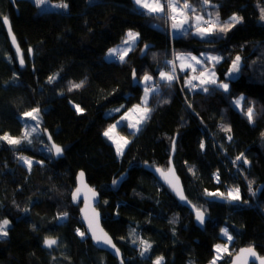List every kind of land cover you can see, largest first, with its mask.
Returning <instances> with one entry per match:
<instances>
[{"label":"trees","instance_id":"1","mask_svg":"<svg viewBox=\"0 0 264 264\" xmlns=\"http://www.w3.org/2000/svg\"><path fill=\"white\" fill-rule=\"evenodd\" d=\"M51 1L68 7L40 12L30 0H15V6L0 0V136L21 137L20 117L41 109L40 126L28 138L30 143L0 141V221H10L8 235L0 237V264H119L92 245L79 219L80 206L71 204L78 170L99 191L102 225L122 251L124 264H153L158 256L163 264H207L214 246L226 241L219 233L222 227L234 238L228 245L231 254L252 246L264 255V0H211L210 9L219 12L221 22L233 13L243 22L227 33L204 37L191 31L174 36L166 14L149 15L135 0ZM189 1L196 10L204 8L201 0ZM5 16L23 53V68L10 45ZM130 29L140 36L125 61L103 59ZM144 44L151 47L140 57ZM208 51L223 57L215 64L219 79H226L236 55L242 57L230 92L213 90L212 85L207 93L186 87L184 77L190 71L178 68L179 79L171 87L159 79L161 71L171 70L168 62L176 53ZM133 70L138 79L152 75L148 86L158 83L159 89L149 95L152 111L139 131L119 126L130 142L117 155L103 133L141 104L145 86L140 79L133 85ZM80 81L81 88L69 91L71 83ZM238 94L254 107L253 123L234 106ZM77 104L82 113L76 111ZM109 108L119 111L105 113ZM229 125L230 133L222 130ZM44 129L62 146V158H53ZM175 137L174 166L187 198L208 215L203 229L144 168H167ZM241 153L249 163H233ZM22 156L33 161L30 169ZM232 187L240 188L241 200L235 204L204 198L206 191ZM46 238H56L57 244L46 247ZM140 241L152 246L144 256ZM231 256L224 255L217 264H227Z\"/></svg>","mask_w":264,"mask_h":264},{"label":"snow or ice","instance_id":"2","mask_svg":"<svg viewBox=\"0 0 264 264\" xmlns=\"http://www.w3.org/2000/svg\"><path fill=\"white\" fill-rule=\"evenodd\" d=\"M37 4H43L44 0H36ZM135 3L139 5L141 8L145 9L147 11V14L153 15V14H166L168 16V19L172 21L171 27L174 30H183L187 31L185 29V25L191 24L192 27L196 30V35L199 36H210L215 34H224L230 31L235 25L243 22V17L238 16L237 14L233 13L228 20L221 22L220 20V14L217 11L215 13V17L213 18L212 14H209L208 19H205L203 15H194L191 17V19L185 14L189 9L195 13L196 9L192 8V6L185 0L183 5L179 4V0H135ZM203 3L205 5H208L211 3V0H203ZM62 8H67L68 5L66 3H62L60 5ZM182 17V18H181ZM260 19L264 21V8L261 9V15ZM3 23L5 25H8L9 33H11V26L8 18L5 16L3 17ZM140 33L135 32L133 30H128L125 38L122 40V45H124V49L121 50L120 48H111L108 50L107 55L109 57H117L120 62L125 61V57L128 55L130 51H132V46L136 43V41L139 39ZM12 42L13 44H16V38L13 35L12 36ZM148 46L145 45V48ZM31 54V49L28 50ZM16 52L19 57V63L23 66L25 61L23 58V53L21 49L19 48V45L16 46ZM205 54L201 53L200 57L193 56L191 53H176L174 56V59L172 61H169L168 63L171 65L170 71H161L159 74V79L162 81H165L167 83V86L171 87V84L173 81H176L179 79V76L176 74V68H177V61H180V70L184 71L185 69H190L192 72H199L198 75H193L190 78L185 80V85L190 86L192 89L201 88L203 92L207 93L209 92V85L215 86L213 90H219L222 89L224 92H230L229 83H226L224 81H220L215 73V64L219 63L223 57L217 56V55H207L206 59H201V57H204ZM241 60L242 57L240 55H236L234 59H232L231 66L228 70V73L226 74L229 78H235L236 74H238L241 71ZM208 62L213 63V67L211 69L207 67H201L199 70L197 69L196 65H206ZM56 76H50L48 78L49 82L51 83L53 80H55ZM133 78L137 79L135 71H133ZM142 80V82L145 84L144 88V95L141 98V104L134 105L132 109H129L128 112L125 113L124 116L121 117V120L117 122V124L110 125L109 128L103 133L105 137H107L109 140H112L116 144V151L117 155H122L124 147L130 142L126 137H120L119 140H116L114 138V130L116 129L118 124H121L123 121H129V123L126 125L127 127L134 129L135 131L140 130V126L145 123L149 118L152 109L148 107V97L153 92L158 91L159 84L157 83L154 86H148V82L153 80V77L147 73L143 75V77L139 78ZM194 81H199V83H194ZM84 84V81H80L79 83H71V87L69 88V91L72 89L81 88ZM233 104L240 108L243 114L247 117L249 123L254 122V116H255V110L253 106H249L251 102L247 101V98L241 94L239 95L234 101ZM76 111L78 113H82L84 111L83 108L80 107V105H75ZM115 111H119V109H115ZM40 112L41 109L39 107L31 109V111H27L23 113V116L26 118H30L34 121H39L40 119ZM131 112H137L139 113V118L136 119L134 122H132V117L129 115ZM36 128L25 129L23 135L21 137H12L5 133L4 135L0 136V141H6L9 145H19L22 140H26L29 143L31 142L28 140L29 136L32 132H35ZM222 130L225 132H231V126H222ZM135 133H133L134 135ZM229 140L232 139V136L229 135L227 137ZM49 139L51 140V136H49ZM205 147L204 143L201 142L200 148L203 150ZM54 150V154L56 156H60L63 154V148L59 145H56L55 143L52 144L49 151ZM175 150V141L173 140V151ZM21 160L24 161V163L29 167V169L32 167L33 161L30 158L27 157H20ZM243 161V163L247 164L249 161L244 156L243 153H241L239 156L236 157V160L233 161V163H236V161ZM42 163V162H38ZM190 171L192 169H189ZM156 172L160 174V176L165 180L166 183L169 184L170 187L173 188L174 191H176L177 195L182 201H187V198L184 196L183 189L179 187L178 185V177H175V170L171 166L167 169V171H164L163 169L156 168ZM84 172L81 171L79 173V180L81 183H83L84 178ZM174 177L176 183L173 182V179H170L169 177ZM215 179L219 182L220 175L217 172L214 174ZM117 181L113 180V184H116ZM251 181L249 182V191H252L251 189ZM82 189L80 187H77L76 190L73 192L72 199L73 201H78L81 196ZM89 192H92L93 197L96 196V193L93 189L89 188ZM206 194L209 196H218L221 198H224L230 202L232 201H239L241 200L240 195V188L234 187L230 188L228 192L225 194L223 192H211L208 193L206 191ZM255 193L253 192V195ZM85 199V208L81 209L82 213H84V219L87 221V231L91 232L92 238L97 243H103L105 245L110 246L111 248L115 249L116 254L119 255L120 250L116 248V245L113 243L111 237L108 236L107 233L103 231V229L99 228L98 224V217L99 214L95 213L93 210V215L90 217L86 211V209L89 207V204L87 203V197ZM188 203H191L190 201H187ZM196 212V219L197 221L203 225L205 222V211H202L200 208H197L195 205H192ZM68 214L62 213L60 214V218L66 217ZM10 221L7 219H4L3 221H0V237L7 236L8 230L7 226L9 225ZM77 233L81 236H85V232L81 231L79 228L76 230ZM221 234L223 237L226 238L227 242H231L234 238L229 233V230L227 228L221 229ZM135 243V241H134ZM44 244L46 247L51 248L54 245L57 244L56 238H46L44 240ZM140 244L142 245V250L140 252L141 256H144L146 253H148L151 249V244L147 241H140ZM216 255L213 257V259L209 262V264H217V261L222 259L224 255L231 256V252L228 249V244L225 243L223 246L220 244H217L214 246ZM253 257L255 261H259V264H264V256H260L256 251L255 248L252 246H249L248 248L240 249L239 254H237L232 261V264H248V258ZM164 258L162 256H158L155 261H153V264H163ZM121 264H124L123 260H121Z\"/></svg>","mask_w":264,"mask_h":264},{"label":"water","instance_id":"3","mask_svg":"<svg viewBox=\"0 0 264 264\" xmlns=\"http://www.w3.org/2000/svg\"><path fill=\"white\" fill-rule=\"evenodd\" d=\"M13 5L15 4V0H9ZM15 6V5H14ZM3 20V19H2ZM9 20V19H8ZM5 29H6V33L8 35V39H9V42H10V45L11 47L14 49L16 55H17V52H16V46L18 45L17 43V40H16V44H13L12 42V36L14 35L13 34V31L11 29V33H9V30H8V25H5ZM15 36V35H14ZM145 45H147L148 47L145 48ZM151 47L150 44H144L141 48V52H140V57H142L143 55L146 54L147 50ZM20 48V47H19ZM18 57V55H17ZM18 62H19V57H18ZM20 67H24V65L22 66L20 63H19ZM135 71V70H133ZM139 82V79L137 77V79H134L133 78V73H132V83L133 85H136L138 84ZM43 134L45 136V139L49 145V147L51 148L52 144L55 143L56 145H59L57 144L51 137V140L49 139V136L50 133L47 129H44L43 130ZM174 141H176V137L174 138ZM60 147H62L61 145H59ZM52 155H53V158L55 160H58L59 158H62L64 156V151H63V154L60 155V156H56L54 154V150L51 151ZM174 153H175V150L173 151V141H172V144H171V154H170V157H169V164H168V167L167 168H161V167H151L149 166L148 164H145L144 165V168L149 171L162 185H164L166 188H168V190L170 191V193L176 198V200L184 207H186L190 212L191 214L193 215V220H194V223L197 227L203 229L204 227V224L201 225L197 219H196V212L194 210V208L192 207V205H194L186 196L185 194V191H184V187H183V184H182V180L181 178L179 177L177 171H176V168L174 166V162H173V157H174ZM172 167L174 168L175 170V177H178V185L179 187H181L183 189V193H184V196L187 198V201H190L191 203H188L187 201H182L179 196L177 195L176 191L173 190L172 187L169 186L168 183L165 182V180L160 176V174L158 172L155 171L156 168H160V169H163L164 171H167V169L169 167ZM83 171V170H78L77 173H76V176H75V187L72 189L71 193H70V201H71V204L73 206H80L79 207V219H80V222L81 224L83 225L84 229H85V232L87 234V236L89 237V239L91 240V243L94 247H96L97 249L99 250H103V251H106L108 253H110L113 257H115L119 264H121V260H123V255H122V251L119 249V247L117 246V244L115 243L114 239L112 238V236L105 230V228L103 227L102 225V213L101 211L99 210L98 208V204L100 203L101 199H100V194H99V191L97 189H95L94 187L91 186V184L87 181V177H86V174L84 172V178H83V183L80 182L79 180V173ZM170 179H173V182L176 183L174 177L170 176L169 177ZM77 187H80L82 189L81 191V196H80V199L78 201H73L72 199V195H73V192L76 190ZM91 188L95 191L96 193V196L93 197L92 195V192H89L88 189ZM262 188V184L258 187L256 193L258 194L260 192ZM85 197H87V203L89 204V207L86 209L88 215L91 217L93 215V210L95 213H98L99 214V217H98V224H99V228L103 229V231L105 233L108 234L109 237H111L113 243L116 245V248H118L120 250V253L119 255L116 254V251L115 249L111 248L110 246L108 245H105L103 243H97L93 238H92V235H91V232L90 231H87V221H85L84 219V213H82L81 209H84L85 208ZM204 198L208 201H216V202H223V203H229V204H235L237 201H228L224 198H221V197H218V196H209V195H204ZM201 209V208H200ZM202 211H204L203 209H201ZM208 219V215L206 214L205 212V221ZM249 246H242L240 247L235 253L232 254L231 258H230V261L227 263V264H232V261H233V258L239 254L240 252V249H243V248H248ZM255 251L257 252V250L255 249ZM258 253V252H257ZM259 254V253H258ZM260 255V254H259ZM260 256H264V255H260ZM124 262V260H123ZM248 264H259V261H255V259L253 257H249L248 258Z\"/></svg>","mask_w":264,"mask_h":264},{"label":"rangeland","instance_id":"4","mask_svg":"<svg viewBox=\"0 0 264 264\" xmlns=\"http://www.w3.org/2000/svg\"><path fill=\"white\" fill-rule=\"evenodd\" d=\"M31 2H33L36 6H37V8H38V10L40 11V12H46V11H50V10H62V9H66V8H62V7H60V5L62 4V2L61 1H51V0H44V3L43 4H37L36 3V0H30ZM184 2H185V0H179V4L180 5H183L184 4ZM187 2L192 6V8H194V4L191 2V1H189V0H187ZM201 6L202 7H204L203 9H197L196 11H195V13H193L190 9L185 13L190 19H191V17H193L194 15H203L204 16V18L205 19H208V17H209V14L211 13L212 14V16H213V18L215 17V13L210 9V7H211V5H213V3H210V4H208V5H205L204 3H203V0H201ZM140 9V8H139ZM182 18V17H181ZM185 29H187V31H191L193 34H196V30H195V28L194 27H192L191 26V24H189V25H185ZM134 31V30H133ZM136 32V31H135ZM182 32H184L183 30H174L172 27H171V33L174 35V36H177V35H180V33H182ZM127 33V32H126ZM126 35V34H125ZM125 35L123 36V38L118 42V43H116V44H114V45H112L111 47H109L106 51H105V53L103 54V59H105V60H107V61H110V60H118L119 61V59L117 58V57H109L108 55H107V53H108V50L109 49H111V48H120L121 50H123L124 49V45H122V40L125 38ZM137 42V41H136ZM136 44V43H135ZM134 44V45H135ZM133 45V46H134ZM132 46V47H133ZM204 54H205V56L204 57H201L202 59H206V56L207 55H217V56H220L219 55V53H217V52H203ZM232 63V62H231ZM230 66H231V64H230ZM203 67H207V68H209V69H211L212 67H213V63L212 62H208L206 65H204ZM201 67H199L198 68V70L200 69ZM230 68V67H229ZM229 68H228V70H229ZM228 70L226 71V74L228 73ZM165 72H167V71H165ZM215 73H216V71H215ZM147 74H149V73H147ZM199 74V72L197 71V73L195 74L194 72H192V71H190V74L188 75H185V77H184V83H185V80L186 79H188V78H190L191 76H193V75H198ZM150 75V74H149ZM239 75V73L238 74H236V76H235V78L237 77ZM152 76V75H151ZM216 76H217V73H216ZM153 77V76H152ZM217 78H218V76H217ZM219 79V78H218ZM230 79H234V78H229L227 75H226V79H219L220 81H224V82H226V83H229V87H230ZM141 82H142V80H141ZM150 82V81H149ZM194 82H196V83H199V81H194ZM142 85H144L145 86V84L142 82ZM186 87H190V86H187V85H185ZM199 89H201V88H199ZM239 95H241V94H238V95H236L235 97H234V99H233V101L239 96ZM235 106V105H234ZM236 107V106H235ZM133 108V106L131 107V108H129V109H132ZM116 108H109V109H107L106 110V112L105 113H107V114H110V113H112L114 110H115ZM128 109V110H129ZM128 110L126 111V112H128ZM31 111V110H30ZM125 112V113H126ZM125 113H123L121 116H120V118L119 119H117L113 124H117V122L118 121H120L121 120V117L122 116H124L125 115ZM129 115L132 117V122H134L136 119H138L139 118V113H137V112H131V113H129ZM21 118V120H22V122H23V124H24V131H25V129L27 128V129H31V128H36L37 130L35 131V132H32L31 133V135L33 134V133H36L37 131H38V127L40 126V119H39V121H34V120H31L30 118H26V117H24L23 115L20 117ZM129 123V121H123L121 124H118L117 125V127H116V129L114 130V133H113V135H114V138L116 139V140H119L120 139V137H124L123 135H121L120 133H119V131H118V128H119V126L120 125H122V124H128ZM112 124V125H113ZM109 128V127H108ZM107 128V129H108ZM131 132H136L134 129H131V128H129V127H127ZM106 129V130H107ZM105 130V131H106ZM104 131V132H105ZM30 135V136H31ZM29 136V137H30ZM109 140V139H108ZM31 141V140H30ZM113 145H114V147H115V149H116V144L112 141V140H109ZM117 152V151H116ZM23 161V160H22ZM24 162V161H23ZM232 188H234V187H232ZM230 188H228L225 192H223V193H227L228 192V190H229ZM215 192V191H214ZM208 193H211V192H209L208 191ZM222 228H225V227H222ZM221 228V229H222ZM221 229H220V235L222 236V234H221ZM223 237V236H222ZM225 240H226V238L225 237H223ZM225 243H227L228 245H229V243L230 242H227V240L226 241H224V242H221V243H218V244H220V245H224ZM217 245V244H216ZM214 250H215V248H214ZM216 255V253L214 252V256ZM213 256V257H214ZM213 257H212V259H213ZM211 259V260H212ZM210 260V261H211ZM155 261V260H154ZM209 261V262H210ZM209 262L207 263V264H209ZM217 263H218V261H217Z\"/></svg>","mask_w":264,"mask_h":264},{"label":"crops","instance_id":"5","mask_svg":"<svg viewBox=\"0 0 264 264\" xmlns=\"http://www.w3.org/2000/svg\"><path fill=\"white\" fill-rule=\"evenodd\" d=\"M137 5V4H136ZM137 7L138 8H140V10H142V11H145V12H147L145 9H143V8H141L139 5H137ZM59 11H61V10H59ZM184 32H186V31H184ZM184 32H182V33H184ZM182 33H180V34H182ZM184 54H187V53H184ZM193 55V54H192ZM193 56H198V57H200V54H198V55H193ZM202 59V58H201ZM176 64H177V68L180 70V67H179V65H180V61H177L176 62ZM204 65H196V67H197V69L199 68V67H203ZM181 71V70H180ZM186 71H191L190 69H185L184 71H181V72H186ZM197 72H195V74H196ZM143 95H144V93H143ZM143 95H142V97H143ZM149 98V97H148Z\"/></svg>","mask_w":264,"mask_h":264},{"label":"built area","instance_id":"6","mask_svg":"<svg viewBox=\"0 0 264 264\" xmlns=\"http://www.w3.org/2000/svg\"><path fill=\"white\" fill-rule=\"evenodd\" d=\"M166 18H167L168 22H169V23H171V20H170V19H168V16H167V15H166ZM194 83H196V82H194Z\"/></svg>","mask_w":264,"mask_h":264},{"label":"flooded vegetation","instance_id":"7","mask_svg":"<svg viewBox=\"0 0 264 264\" xmlns=\"http://www.w3.org/2000/svg\"><path fill=\"white\" fill-rule=\"evenodd\" d=\"M218 192H220V191H218ZM225 192V191H224Z\"/></svg>","mask_w":264,"mask_h":264}]
</instances>
